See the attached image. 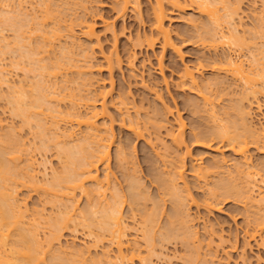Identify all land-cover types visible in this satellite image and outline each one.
<instances>
[{
    "label": "rangeland",
    "instance_id": "1",
    "mask_svg": "<svg viewBox=\"0 0 264 264\" xmlns=\"http://www.w3.org/2000/svg\"><path fill=\"white\" fill-rule=\"evenodd\" d=\"M20 1L22 0H19V2ZM19 2L16 0L13 3L12 1L10 2V4L12 5L14 4L13 6L10 5V7H8L7 4H5L6 7L5 5H3V8H6L5 10L12 9L13 11L12 14L17 16L18 12L20 11L17 9H20L19 5L22 4L23 6L22 8L24 9L27 8V10L23 9L24 10L23 12H25L26 14L25 17H27L28 20L33 19L31 16H29L30 14L36 16L40 12L37 15L38 18H40V20L42 21H45L43 20L42 15H44L45 10L43 9H45L44 5L46 4L44 3L43 5L42 0L41 1L40 0H24L20 3ZM40 2L42 4H40ZM46 2L49 6L50 5L53 6V7L50 6V9L52 11L55 10L56 12H58L57 10H61L59 11L60 13H58V16L62 17L63 20L62 19L60 20V18H58L57 15H56L57 17L51 16L52 18L47 19V22L45 24L44 22H41L39 20L41 24L43 23L44 25V31H46L45 28L47 30H50L51 28L53 29L56 28L54 26L57 24H54V21L58 22L60 20L59 22H61V25L64 26V27L61 26L63 34L61 33L62 39L59 37L61 40L60 39L59 41L56 40V42L54 43L55 47H52V50L53 49L54 50L52 51L51 49H49V51L50 50L52 51L49 53L50 55L47 53L46 55L45 53L43 54L41 53L42 54L41 55L39 53L40 55L36 57L37 58L40 57V59L42 58L43 60L42 56L43 55L46 56L45 57L46 60H43V61L51 65L53 63L52 61H54V63L58 61V57L56 58L55 55H59L60 57L59 59H61V57L64 55L63 53H61L62 51L60 50L63 49V52L68 51L67 48L69 45L67 44H70L71 46V47L69 46L70 47L68 48L69 50L72 48V46L75 47V50L74 48L72 49L74 50L73 53L71 54L72 57L74 56V53L77 55V50L79 54L78 56L75 55L76 57L75 56L73 57L74 59L73 62L79 64L78 67L73 66L74 67L73 68L69 66L71 70L70 69L68 70L69 67H67V69L66 68L63 69V71H61L63 73L60 72L61 74L59 73L60 75L59 76L57 75L58 77H55L57 80L54 78V76L51 75L50 77H53V78L48 79V82L52 84L54 82L53 79H55V82L57 81L60 86L61 84L63 85V82H65L63 86H67L68 87L67 89L69 91L67 90L66 92H64L65 91L64 90L63 92H61L62 94H60V97H63L61 95L66 93L67 94L66 97L71 98L74 101L78 100L77 102L79 106L77 109H79V111H81L83 114L84 112L89 113L92 110H94L95 108L94 105H96L97 108L95 109H97V111L99 110V112L100 111L102 112L104 103L106 104L104 105L107 107V112H108L107 115L106 116L102 115L100 118H98V124L101 126V130L99 132L101 133L102 136H104L103 142L104 143L107 142L106 143L108 146L107 149L110 152L111 156H110L109 162H107L108 165L107 164H105L106 166L104 164L100 165L99 175H100L101 181L103 180L107 181L106 176L109 175L110 185H109V189L107 192V196H108L107 199L111 200L110 195L114 192V190L116 191V189L118 192L120 191L119 193L121 194V199L126 197V200L124 199L125 202L122 201V205H120L121 206L120 210L122 212L119 210L120 215L122 214L121 217L123 218L122 221L124 222V225L126 226L125 228H127L126 233H127L128 238L126 237L125 241L127 240L131 241L130 246L132 250L134 249L133 247H135L134 246L135 243L138 242L139 243L138 245L141 249L140 250L141 254L139 256L143 257L141 259L135 258V260H133L134 262H129V264H144L142 263L144 261H145V264L146 263L147 264H187L189 262V257L192 258L193 254L194 256L196 254L195 259H197L195 260L194 257L192 258L194 259L195 264L197 263L201 264L202 262L204 264L206 263L208 264H264V243L262 241V239L264 238L263 237L264 229L263 231L259 230V233L255 236L256 238L253 237L250 240L247 234V232L249 233V231L252 232L254 230V226L256 224L254 223L255 222L254 220L257 221V219L259 218V217L257 218V216H254V215H258V212L256 210L257 208L255 209V207H257L256 204L252 202L249 204L250 201L248 202L247 200L246 202V199L243 201L242 200L236 201L234 198L228 199V198L221 197L222 200H220L221 198L219 195H218L219 197L215 196L216 199L215 197L211 198V195H213L211 194L212 193L211 190L215 189L216 185L219 184V182H222L224 180L226 182L227 181L226 178L231 179V176L233 174L236 175V182L239 180V176L236 174L237 172L236 167H240V166L244 168L246 171H252L253 173H258L256 175V179L258 181L257 184L259 186L261 185L260 186L261 189H258V186L255 187L253 197H254V201H256L255 197L260 198L258 197L260 196L259 190H262V189L264 190V182H263L264 180V149H263L264 137H261V139L263 140L259 139L260 141L259 140L255 141V138L251 137V135H247L246 137V134L248 132L245 131L246 132L245 139H247V141L250 142L249 149H248L249 151L247 152L249 161L247 162H245L244 159H241L240 156H237L231 149H229V146L227 147L228 143L225 141L223 142L222 140L216 139V138H214V140L212 139L213 141H211L212 137H209L210 138V140H208L209 142L205 140L207 142L201 144V143L196 142L195 140L196 139L195 137H201L202 135L203 137L209 136V133L211 135L212 133H214L212 132V130L217 131L216 126L218 123L217 122L215 123L212 119V115H211V113H213V111L211 110L212 108L215 109L214 110L215 112L217 111V114L219 113L220 115L219 119H221V121H218V122H221L222 124H225V122H229L226 120H230L232 117H234L232 118V120L239 119L236 114L237 112L235 113L234 107H237L238 105L240 106L241 104L240 100L243 99L245 97L244 95L247 93L246 92L247 85L244 84V81H240V79H236V77H233L231 73L230 74L227 73L226 69L225 71H221L220 69L218 70V68L223 67V70H224V67L227 68L226 67L227 57L228 58L229 56H232L234 58L239 57V56H236V54L240 52L239 54L241 56L239 58L245 61L244 65L246 66V69H248L250 63L253 60V56L257 53L256 50L258 49L261 50L262 48H264V0H231L230 2L235 5L237 3L240 5V7L238 6L240 8V10L238 11L239 14H236L238 16L235 18V20L237 24L241 26L240 28H241L242 34L240 35L245 40V43L242 45V48H239V47L237 48L234 45L228 47V45H225V44L223 45V42L222 44L219 42L217 43L216 41L218 38H215V41L212 39L211 40L208 39L210 41L208 42L204 41L205 42L204 43L201 40L200 36L202 35L200 34L203 33V31H206V29L204 28L205 26H202V25H207L209 21L207 22L208 18L202 15L198 11V9H196L195 7H194L195 9L189 8V9H186L185 12L183 11L176 12L173 15H171L172 22H168V23H170L169 26H170V29L172 30V37H173L174 42L179 48H181L182 57L179 54H177V52L171 49L164 50L161 44L159 43H157L153 48H150V47L147 48V46L136 48L133 46L134 44L131 38L133 37L134 39L136 37L135 35L138 34V32H140V34L142 35L144 33L147 34L148 32H150V28L152 25V22H151L152 12L150 9V4L147 3L146 0L142 1L140 13L131 9L130 11H128V13L124 17H120L115 11L114 9L115 0H51V2L50 0L49 1L46 0ZM57 6L60 9H58ZM219 6L222 7L221 4ZM28 13L29 15H27ZM220 13L223 14L224 11L221 10ZM139 14L141 16H139ZM28 16L31 18H28ZM17 17H18V20L20 19L21 21L24 20L20 18L22 17L21 15ZM55 19H57V21ZM81 20L87 21L89 23L95 22L97 35L99 37L100 42H97L96 39H89L83 35L82 32L84 28L80 26V24L77 22ZM191 20H193V24ZM195 20H196V23L198 22V24L196 25L197 26L199 25L198 26L199 28L197 27L195 28V25H194ZM24 21L27 22V20H24ZM75 22H77L78 24L77 26H75ZM105 22L106 23L109 22V24L113 25L115 30L118 32L117 35L119 39L117 41L118 43H116L117 45L115 44V40L113 38L114 37L113 32L106 27ZM71 23L73 24V27L75 26L74 27L75 33L73 34H70L65 29L66 26L67 28L70 27L72 25ZM223 25H225V21H222L221 26L223 27ZM35 27L34 29H36ZM28 28H26L27 30L25 29L24 30L25 32L28 31L30 35H27V36H29V38L31 36V38L29 39L26 37L27 39L30 40V41L28 40L29 42L28 41L25 42V40H23L28 46V47L22 48L23 52L27 51L28 49L35 48L41 42V41L38 42V40L43 38L42 36V38L39 39L41 35L38 37L35 33L37 32L36 30L35 32L31 31L33 30L32 25L30 26V28H32L31 30L30 28L29 29ZM9 29L8 30L6 29L5 31V28H4V32L3 31L0 32V38L5 37V40H7L6 42L7 43L9 42V44L11 45V47L9 46L10 48L6 49L5 46L1 47L3 45L2 41H4V39L0 41V43H2L0 44V47L4 48V50L0 48L1 49L0 50V71L2 72V74H0V77L2 78L5 77L6 80L5 79L4 80L5 81L8 80L7 82L11 84L8 86L6 85V83L4 84L2 82L4 86L3 85H1L2 87L0 86V122L2 121L0 123L2 124L0 125V137L5 135L4 137L6 139L8 137L6 135L7 133L9 137L10 135H13L15 133V135L12 137L17 138V140L19 138L21 142L24 141L21 144H22V147L25 146L23 150L25 153L22 152V161L19 162L21 165L20 167L22 168L27 167L26 163L29 161L27 160V159H30L29 157L33 158V160L36 159L34 160L36 165L33 169L35 170L34 172H38L37 173L38 174L37 175L38 186L41 187L43 185L42 186L43 188L47 185L48 187H50L51 184L48 185V183H51L50 180H53L54 176L60 174L61 171L63 172V169H62V167L64 166L62 164L63 161L61 160L60 154L58 153L60 150V146H63L64 142L62 141L66 140V138L64 139L62 138L63 136L62 134L65 135V132H67L66 135L70 133L73 134V138L70 139L72 141L69 140L70 141L69 143L73 144V143H77L79 139H82L84 136H86L87 135L86 131L88 132L89 130L84 126L82 127L78 126V124L74 120L71 121L69 117H67L66 119V115H67L66 113L67 111L71 110L69 108H71L70 106H73V104L71 103L73 101H70V99H67L64 97L65 98L64 101H61L58 103L59 109L61 110V114H62V115L60 114L59 116L63 120L60 117L56 118L57 120L61 121V123L59 122L60 123L59 128H61V130L58 127H57L58 129L55 130L56 128L54 129L55 127L54 124H53L54 127H52V124L50 122H53V121H51L52 117L49 111H47L49 113V114L47 113V116L43 115L45 117L43 118V121L46 120L45 127L48 126L46 130H49L47 131L48 134L46 133L47 134L46 136H48L47 137L48 139L47 140L44 138L43 139L45 140L46 144L48 143L50 144L49 147H51L52 149L46 148L44 151L42 147H40V146H43L42 142L44 140L42 141L40 137H37L36 130H38V128H37V125H35L36 122L33 121L32 122L33 124L32 123L29 124L30 126L26 125L27 127L25 126V124H22L23 119L20 116L19 118L16 116V114H14L15 113L14 109H12V104H10V101H9L10 86L19 87L21 83H23L24 81H26L27 83L32 81L31 83H34L33 81H35L36 79V78H33L35 74H33V71H30L31 65L26 59H23V62H20V63L19 61L16 60L19 57L18 52L8 51L4 53V51L10 50L11 48L16 46L15 43H16L17 36H15L14 31H12L14 28H12V30H9ZM30 32H33L32 35ZM50 32L51 30L49 31V33ZM203 34H205V37L208 36L207 38L211 37L209 36L210 34L208 33H203ZM70 35H72L71 39L73 41L77 40L75 41L76 44L71 39H69ZM212 35L215 36L214 33H212ZM202 38L204 40V37ZM205 40L207 39L205 38ZM71 41L74 44H72ZM211 41L216 44H212ZM66 45L67 47H64ZM78 45H80V47ZM115 45L117 46V48L115 47ZM63 47L66 49H64ZM78 47L79 49H76ZM233 47L236 51L233 49ZM116 50L123 58V64H122L121 69L120 68L115 69L114 70L115 72H113V74L110 75L111 73L108 70H106L104 66L105 64L104 55L107 54L106 56H109L111 53H115ZM81 51H83L84 54L87 52L85 56H87L88 58L83 57ZM133 53H135L136 59L135 58L134 60L132 59L134 61L132 63L133 65L132 64L130 65L129 60H131V55ZM61 54L63 55L61 56ZM47 55H49V57H47ZM161 57H163L162 66H160L161 64L159 62ZM77 59H79L82 62L77 61ZM85 59H89L90 62L88 60L85 61ZM24 60L26 61L24 62ZM83 61H85L86 64L90 63L89 66L92 65L93 69L92 67H90L92 70L88 68V64L86 66L85 63L83 64ZM44 62L42 63L45 64ZM102 65L104 68H101V70L98 69L100 68V66L102 67ZM185 65L190 66L194 70H197L198 68L199 70L200 69L202 70L203 67H205L203 71L201 70L199 71L200 73L199 81L201 82L200 83L201 88L204 87V84L207 83V81L210 82V81L218 79L219 81L223 83V85L220 84L221 86L219 85V87L216 85H212L211 89L207 90L208 92L205 91L204 88H202L203 89L202 91L208 93L206 94L210 99V102L208 104L204 103L205 102L204 99L202 98L201 95H199L201 93H196L197 90L195 89H194L195 91L193 89L189 90L188 88L184 90L182 87L179 86V81H180L179 76L182 73V70L184 69ZM216 66L217 68H213ZM80 67H82L81 68L82 72L85 74H82L81 70L79 69ZM86 67L88 69H85ZM79 71H80V74H79ZM34 72L36 71L34 70ZM111 76L114 79V84H113L114 86L110 84ZM83 79L85 83L87 82V84L84 83L85 85H83ZM68 80L69 82H67ZM79 83L82 84L83 86L79 85ZM78 85L80 86V88ZM84 87L86 88V90ZM259 87L261 86L259 85ZM259 87L255 86L256 89H258L259 91H262L261 88ZM79 90L81 92L84 91L85 93L83 92V95L82 94L79 95L80 94ZM70 91L73 92L71 95H69ZM74 94H76L75 96L77 95L79 96L73 97ZM103 94L105 95L106 99L104 98ZM58 96L59 95H57V97ZM80 96L82 98H80ZM249 98L250 99L247 98V100L252 103L254 101L255 105L253 103L252 105L253 107L251 108L252 111L250 112V114H252V117L247 116L248 117L247 122H248V125H250V127H253L255 130L258 131V129L260 130L264 128V92H260V93L258 92L257 95L251 94ZM104 99L106 100V102H104L105 101ZM247 100L244 99L243 101L245 106H247L248 103H250ZM123 101L125 102L124 103L125 105L124 104L120 105L119 103L121 102L123 103ZM197 102L199 104H197ZM46 105H49V103H46ZM194 105H198V106L200 105L199 109L196 108ZM258 106L259 107L261 106V108L259 109ZM156 115L160 117L157 118ZM153 116H156V117H153ZM179 116H181L182 120H184L185 125H186L185 126L186 144L181 149L177 148V146L174 145L170 137H168L167 135L168 128L176 131L177 128L179 127V124H178ZM47 117L48 118L51 117V118L48 119ZM149 117L152 119L156 118L157 123H159V120L161 119L159 123V124L162 123L161 126H164L165 122L167 123L164 127L159 129L157 125L154 127L151 122L148 123ZM47 120H49L50 122ZM131 122H133L132 124L137 123L135 125L136 126L138 125L137 126L138 128L134 126L135 128H133L132 130L131 128L129 129L128 126L130 127L129 124H131ZM11 131H13V133ZM58 132L61 137L59 138L60 140H62L60 141L62 142V145L61 144L56 145L55 137L58 136L56 135ZM135 132H137V134ZM141 132H142V135L140 137ZM196 135H199V136H196ZM157 137H160V138H158L157 140ZM160 139L162 141H160ZM67 141L65 142V144L68 143ZM119 149H123L124 154H126L127 156V157L125 156L126 158L129 157L128 159L124 160L125 162L123 161L124 163L122 162L123 166H122V163H117L118 159H117L116 154ZM187 152L190 154H187ZM23 155H25L26 158L23 157ZM178 156L180 158L182 157L183 161L181 159L179 160ZM119 164L121 165L118 166ZM177 166L178 167L184 166L182 170L180 169L181 167H179V169L183 172L182 173L183 177L178 174V172L180 171L179 170L177 171L178 169ZM199 166L200 167L205 166V168L208 166V168H212V170H214L213 169L214 167L215 168L217 167L214 170L216 174L215 173L211 174L212 172L211 173L209 172V174L207 175L208 179L207 178H203L204 180L200 179L196 175V172H198L196 170ZM123 167L124 168L126 167L127 169L126 168L124 169ZM172 170H175L176 172ZM171 172L172 174H170ZM173 172L177 174L173 175ZM161 173H163V176H162L163 178L160 177L162 175ZM172 175H173V178H172ZM234 175L232 177H234ZM130 176L131 178H129ZM169 177L170 179L172 178L173 180L174 178H177L174 180L175 182H173V183H177L175 184V187L176 185L179 184L178 185L179 187L177 186L178 188L176 189L178 190H180V188L184 190L186 189L185 191L181 189L178 192V193H181L180 195L181 198L182 196L183 198H186V201L184 202V204H182L181 206L182 209L180 211L181 213L184 211L183 213H185V216L181 215L182 217L179 220L181 219H190V220H186V221L183 220L184 222H187V225L183 224V221H181L180 223L179 222L176 223L179 226V228L180 226H183L181 227L183 230L181 234L184 232V228H186L187 226V228L185 229L186 234L185 233L184 234L188 236V238L184 237L182 234V238L184 237L182 239L180 236V239L182 240L177 241L175 238H174L175 240L174 239L172 240L171 238V241H170V237H167L164 239L165 241L166 239L167 240L169 239V242L164 241L162 243L161 240L163 241L164 239L163 238L161 239V236H165L163 235V233L164 234L166 233L165 230L167 228L164 226L165 225L168 226V222L170 218L168 216L172 217V214H173L172 208L174 209L175 207L174 203H175L176 197L175 196H172V198L169 197L171 196V194L168 192L167 188L165 187L166 185L163 186L164 185L163 182H162L163 185H160L159 183H161L162 181V180L160 181V179H164V178L169 179ZM178 177L181 178L182 180L181 179L179 180ZM183 178H184V182H182ZM129 179H131V181H129ZM242 179L244 180V177L243 178L241 177L239 180V183H237V184H240L239 185L240 187H241V184L243 185V183H245L244 182L245 180L243 181ZM132 180H135L136 182H138V184L141 187L140 190L144 191L145 193L144 194L145 197H147L148 199L150 198V200H147L148 202L146 201L147 203L146 202L144 203V200L146 199L140 200V202L142 201V203H140L141 204L140 206H144V207H140L138 205L139 209L141 208L140 210H138V206H132V204L129 203L131 202L130 201L131 189H129V187L131 184L130 182H132ZM241 180L243 181V183ZM185 182H186V185H188L187 187L189 189L186 186H185L186 188L184 187ZM214 184H215V187H214ZM86 187L93 188L94 183L92 184V182H90L86 184ZM42 188L34 189V187L33 188L19 187L20 191H19L18 197L20 200H23V199L26 200V204H27L26 207L28 209L27 215L29 217H32L33 214H35V212L37 211H40V212L43 211L41 212L44 214L45 221L43 222L45 224L44 223L43 224L46 227L42 225L45 228L43 227L41 229L42 231L40 230L41 232L39 236L40 239L42 238L41 240L43 242L44 239H47L48 235L50 234L48 232H50L49 230L51 229L50 228V222H52L51 220H53L54 222L55 220L56 221L59 220L60 219L59 217L62 216L60 214L64 213L62 210L65 211L64 208L66 205L65 206L63 205L64 207H62V204H65V201L67 202V205L68 204L70 205L72 203L70 200H69L70 203H68V199L66 198H63V199L58 198V201L56 202L57 204L55 203L54 206H52L48 200L52 199L54 196L51 197L52 195L50 193H46V192L43 193L42 190L44 189ZM188 191L190 194L188 193ZM184 192L185 193L187 192L189 196L187 195L185 197L186 194ZM44 194L46 195L50 194L51 196L49 195L46 196ZM76 194H77L76 195L77 202L75 203L78 204L77 206L78 208L75 211L77 212V214L75 213L76 215L75 216L73 215V219H75V222H73L72 224H70L71 222H69L70 229L68 228L65 231L64 237L62 238L61 242L55 244L51 252H54V253L57 252L58 254L57 250L59 249L60 251L65 247L64 250H66V252L69 253L68 255H70L71 251L69 249L72 250L73 247L75 249L76 247L77 249L85 248L86 245L87 246L93 245L95 241L100 239L99 238L100 236L98 237L97 236L98 234H96L99 232L100 228L99 230L97 229L98 227L94 229L92 228L95 232L98 231L95 233L92 230L93 231L92 233L90 230H88L89 228L84 227L83 226L84 224L82 225L81 223L82 222L81 219L83 215H85L82 213L86 211L85 209H87L86 207H88V203H89L88 202L89 199L87 198L88 196L85 195L84 193L82 194L80 191H77ZM95 198L96 196L94 197V200H96ZM157 203H159L160 206ZM252 204H253V207L255 206L254 210L256 211H254L253 209H250V208H253L251 206ZM154 205L155 206L158 205L157 207L159 208L162 207V211L161 209H156ZM117 206H119V204H117ZM131 207L134 209H132ZM142 208L143 209L150 208L148 209L149 212L151 209H153L154 211L160 210L159 211L160 214H158L159 216L157 215V212H155L156 215L158 216V221L160 222L156 220L158 227L155 226L156 229L154 228V231H155L154 232L155 233L154 245L150 248L146 246L147 243H146V240H144L145 239L143 237L144 233L141 229L143 226V224L141 225L142 223L141 221L143 217L140 216V214L142 211H144L142 210ZM261 211L263 212L261 213L259 210L260 212L259 215L263 216L264 210H261ZM151 212L153 211L151 210ZM161 212L163 213L162 216H161ZM55 216L56 217L59 216V217L56 218ZM252 216L256 217V219H254ZM49 217L50 218L54 217V218L49 220L50 219ZM183 217H186V218H183ZM46 222H49V223L47 224ZM181 223L182 225H180ZM47 226H48V229H47ZM191 229H192V232L195 231L197 233L196 234L195 232H193L195 233V238L190 237V234L188 235ZM103 232L102 231L101 233L99 232L100 235L103 234ZM105 233L106 231L104 232V234ZM189 237L191 239H189ZM109 238H110V233L109 235L105 234L104 239L102 238L101 242H97L98 244L96 243L97 245H99V248L96 247L97 249L95 248H94L95 250L92 249L91 250L92 253L88 255L92 256L93 259H96L97 257H99V255L103 253L102 251L110 250L109 254L114 258V256L117 255L116 244L114 243L115 246H113L114 244H112L111 238H110V242L108 241ZM176 238L179 239L178 237ZM187 239H189V242ZM193 239H194L195 244H193L192 242ZM247 241L249 242L247 243ZM188 243H190L192 246H189ZM126 244L128 245L129 243L126 242ZM193 247H196L198 249V252L194 251L196 250V248H193ZM189 248H191L192 251H190ZM54 249L56 252L54 251ZM150 249L151 250L155 249V250L153 252ZM73 252L74 251H72V253ZM128 252L131 253L132 251L131 252L128 251ZM191 252H194V253H191ZM51 254L53 253H50V255ZM137 254L139 253L137 252ZM73 255L74 254H72L71 256L73 257ZM88 255H87L88 260H86L88 261V263L87 262L86 263L87 264H90V262L93 263L91 260L92 258ZM187 255L188 257H186ZM65 257L67 256L65 255ZM144 258H146L147 260H143ZM86 263H81V264H86Z\"/></svg>",
    "mask_w": 264,
    "mask_h": 264
},
{
    "label": "bare ground",
    "instance_id": "2",
    "mask_svg": "<svg viewBox=\"0 0 264 264\" xmlns=\"http://www.w3.org/2000/svg\"><path fill=\"white\" fill-rule=\"evenodd\" d=\"M12 1L14 3L16 0H0V28H1L0 32L1 31L4 32V28H5V31H6V29L8 30L9 28H11L9 30H12V28H14L12 31H14L15 36H17L16 37V43H15L16 46L11 48L10 50L4 51V53H6L8 51L18 52L20 59L18 57V59H16V60L19 61V63H20V62H23V59H26L29 62V64L31 65V70H30V68H29V70L33 71V74H35V76L33 78H36L35 81H33L34 83H31L32 81H30L28 83L26 81H24L23 83H21V85L19 87L10 86V93H9L10 99H9V101H10V104H12V109H14V112H15L14 114H16L17 117L20 116L23 119L22 124H25V126L26 125L30 126L29 124H31L33 121H35L36 122L35 125H37V128H38V130H36L37 137H40V139H42V141L44 139L47 140L48 136H46V135L48 134L47 131H49V130H46L48 126L45 127V125H46L45 121L46 120L44 119L45 121H43V118H45L44 116H47V113H48L47 111H49V113H51L50 115L53 119V120L51 119V121H53V122H50L49 120H47V121H49L52 124V127H54L53 126V124H54L55 125L54 129L56 128L55 130H57L59 128V124L61 123V121L56 119V118L60 117L59 115L61 114V110L59 109L58 103L61 101H64V99L67 98V99H70V101H73V102H71L73 104V106H70L71 108H69V109H71V110L67 111L66 119H67V117H69L70 120L71 121L74 120L78 124V126H81V127L84 126L89 131L88 132L86 131L87 135L84 136L82 139H79L80 141L78 140L77 143H73V144L69 143L70 141H72L70 139L73 138V134L70 133V134L66 135L67 132H65V135L62 134L63 135L62 138L63 139L66 138V140H64V141L60 140V138H61L59 135L60 131L56 134V135H58L55 137L56 145H60V144L62 145V142H64L63 146H60V150L58 152L60 154L61 160L63 161L62 164L64 166L63 165H62L63 167L61 166L63 169V172L62 171H61V173L59 172L60 174L55 175L53 180H50L51 183H48V185L51 184L50 187H48L46 185L43 188H42L43 185L41 187L38 186V177H37L38 172H34L35 170L33 169L36 165L35 161H34L36 159L33 160V158L29 157L30 159H27L29 161L28 162L26 161L27 167L26 168L20 167L21 165L19 162L22 161V152H24L23 150L25 147V146L22 147L21 143H23L24 141L21 142L19 140V138L17 140V138L12 137L15 135V133L13 135H10V137L7 133L6 135L9 138L6 136L7 137L6 139L4 137L5 135L0 137L1 138L0 139V264H81V263H86V262L88 263V261H86V260H88L87 255L92 253V251H91L92 249H94V248L97 249L96 247L99 248V245H97L98 244L97 242H101L102 238L104 239L105 234L109 235V233H110V238L112 240V244H114V243L116 244L117 255H115L113 258L109 254L110 250L102 251L103 255L102 254L99 255V257H97L96 259H93L92 256L88 255L92 258L91 260L93 262V263L90 262V264H129V262H134L133 260H135V258H139V259L143 258V257L139 256L141 254L140 253L141 249L138 245L139 244L138 242H136L135 245L133 244L135 247H133L134 249L132 250L131 246H130L131 241H129V240L125 241V238L127 237V233H126L127 228H125L126 226L124 225V222L122 221V219H123L121 217L122 214L120 215V211H121L120 205H122V201H124V199L126 200V197L121 199V194L119 193L120 191L118 192L116 189L117 192L114 190L115 193L113 192L110 195L111 200L107 199L108 198L107 192H108L109 185H110L109 175L106 176L107 181L106 180H103V181L100 180V175H99L100 165L101 164H104V165L107 164L108 165L107 162H109L110 156H111L110 152L107 149L108 148V146L106 144L107 142H105V143L103 142L104 136H102L101 133L99 132L101 130V126L98 124V118H100L102 115L106 116L108 113L107 107L105 106L106 104L105 103H104L105 105L103 104L102 112L101 111L99 112V110L97 111V109H95L97 107H96V105L93 104L94 102L92 101L93 102L92 104L95 107L94 110H92V111L90 110L91 112H89V113L84 112V114H83L81 111H79V109H77L79 106V104L77 102L78 100L74 101L73 99L66 97L67 96L66 93L61 95L63 97H60V94H62L61 92H63L64 90H65L64 92H66L68 90L67 89L68 87L63 86L65 82H63V85L61 84V86H60L57 81L55 82V79H56L55 77H58L61 73H63L61 71H63V69H65V68L67 69V67H69V66L70 67H73V66L78 67L79 64L73 62L74 61L73 57L76 54L74 53V56L73 57L71 56V54L75 50V47L72 46V48L69 50L68 48H70L71 46H70V44H67L70 46V47L68 46L67 52H63V49L62 50L59 49L60 51H62L61 53H63L64 55L61 54V56L63 55L61 57V59H59L60 58L59 55H55L56 58L58 57V61H56L55 63H54V61H52L53 63L51 62L52 63L51 65H49V64H47V62L45 63L43 61V60H46V58H45L46 56H44V55L42 56L43 60H42V58L40 59V57L39 58L36 57V56L40 55L41 53L42 54L45 53V55H46V53L49 54L50 52H52L54 50V49L52 50V47H55L54 43L56 42V40L59 41V39L62 37V35H61L62 27H64V26H62L61 22H59L62 19V17L58 16V13H60L59 11H61V10H57L58 12H56L55 10L52 11L50 9V6L51 7H53V6L52 5L49 6L47 4L46 0H42L43 5H44V3L46 4V5H44L45 9H43V10H45L44 15H42L43 20H45V21H42V20H40V18H38L37 15L40 12L36 16L31 15V14L29 15V13H28L27 15H29L33 18V19L28 20L27 17H25L26 16L25 12H23L24 10H27V8L24 9V8H22L23 7L22 4H20V5L18 4L20 9H17V10H20V11L18 12L17 16L21 15L22 17H20V18L27 20V22H26L24 20L21 21L20 18H19L20 20H18V17L16 15L12 14L13 13L12 9L11 10H5L6 8H3V5H5V4H7V6L10 7V5H12V4H10V2H12ZM17 1L19 2V0H17ZM22 1H24V0H22ZM22 1H20V2H22ZM142 1H144V0H115L114 9L120 17H124L128 13V11H130L131 9L140 13ZM146 1H147V3L150 4V9L152 12L151 13L152 14V19H151L152 25L150 28V32H148L149 34L144 33L142 35V34H140V32H138V34L135 35L136 37L134 39H133V37L132 38L130 37L132 39L133 44H134L133 46L136 48L137 47H143V46H147V48H149V47L153 48L157 43H159V44H161V46L164 50L171 49V50L177 52V54H179L182 57L181 48H179L176 45V43L174 42L173 37H172V30L170 29V26H169L170 23H168V22H172V19H171L172 16L171 15H173L174 13L182 12V11L185 12L186 9H189V8L193 9L194 7L196 9H198V11L202 15H204L208 18L207 22L209 21L208 24L205 22L207 25H202V26H205L204 28L206 29V31H203V33H208V34H210L209 36H211V37L207 38L208 37L207 35H206L207 37H205V34L201 33L200 35H202V36H200V37H201V40L203 42L204 41L208 42L211 39L215 41V38H218L216 41L217 43L219 42L222 44V42H223V45L224 44L228 45V47L234 45L237 48L238 47L242 48V45L245 43L244 38H242V36L240 35V34H242V31L240 28L241 26L239 24H237V22L235 20V18L238 16L236 14H239L238 11L240 10V8H239L240 5L238 3L236 5L233 3H230L231 0H146ZM50 2H51V0H50ZM40 4H42V3L40 2ZM220 4L222 5V7L219 6ZM232 4H233V6H232ZM5 7H6V5H5ZM57 8H58V6H57ZM58 9H60V8H58ZM221 10L224 11L223 14L220 13ZM70 11H71V9H70ZM26 13H27V11H26ZM70 14H71V12H70ZM56 15L58 16V18H60V20L58 19L59 20L58 22L54 21V24H57L58 26L53 25L56 28H54V29L51 28L50 33H49L50 30H47L46 28H45L46 31H44V25H43V23L41 24V22H44V24H45L47 22V19H50ZM29 16H28V18H31ZM139 16H141V15L139 14ZM55 20L57 21V19H55ZM191 21L193 24V20H191ZM222 21H225V25L226 24L227 25L226 26L223 25V27H222L221 26ZM77 22L80 24V26H82L84 28L82 33L85 37H87L89 39H96L97 42H100L99 37L97 35L95 22L89 23V22L83 21V20L77 21ZM77 22H75V26L78 25ZM194 22H195V24H194L195 28L196 27L199 28L198 27L199 25L198 26L196 25V24H198V22L196 23V20ZM29 24H31L33 26V30H31L32 28H30L31 25H29ZM28 27L33 32H35V30H36L37 32H35V33L38 37L41 35L39 37V39L42 38V36H43V38L38 40V42L39 41H41V42L35 48L28 49L27 51L23 52L22 48L28 47L25 42H27L31 38V36H30V38H29V36H27V35H30L28 33V31L25 32V30H27L26 28H28ZM34 27L36 29H34ZM74 27L72 24L68 28L66 26L65 29L70 34H73V33H75ZM106 27L113 32V34H114L113 38L115 40V44L118 43L117 42L119 39V37L117 35L118 32L115 30L114 26L109 24V22H108V23H106ZM33 32H30L31 35ZM122 32H124V31H122ZM38 33H39V35H38ZM212 33H214L215 36H213ZM71 36L72 35H70L69 39H71ZM26 37L29 39H27ZM202 37H204V40ZM205 38L207 40H205ZM2 39H4V41H2L3 45L1 47L5 46L6 49L10 48L11 45L9 44V42L8 43L6 42L7 40H5V37H3V38L1 37L0 41ZM208 39H210V40H208ZM23 40H25V42ZM219 40H221V41H219ZM75 41H77V40H75ZM75 41H73V42H75ZM129 41H130V39H129ZM73 42H72V44H74ZM2 43H0V44H2ZM75 44H76V42H75ZM212 44H216V43L212 42ZM67 45L64 47H67ZM116 45H115V47L117 48ZM78 46L80 47V45H78ZM79 47L76 49H79ZM73 48H74V50H72ZM1 49L4 50V48H1ZM49 49H51L52 51L51 50L49 51ZM64 49H66V48H64ZM233 49H234V47H233ZM80 50H81V48H80ZM64 51H66V50H64ZM83 51H81L82 56L86 58L87 56H85V54L87 52L84 54ZM114 51H112V52H114ZM256 51H257V53L253 56V60L250 63L248 69H246V66L244 65L245 61H243L239 58L241 56L239 54L240 52L238 54H236V56H239V57H236L239 60L232 57V56H229V58L227 57V64H226L227 68L224 67V70H223V67H219V65H218V67H219L218 70L220 69L221 71H225V69H226L227 73H229V74L231 73V75L233 77H236V79H240V81H244V84L247 85V89H246L247 93L244 95L245 97L243 99L240 98L241 99L240 100L241 101L240 106L238 105L237 107H234L235 113L237 112L236 114H237V117L239 118L238 119L239 121L237 119L232 120V118H234V117H232L231 119L229 118L230 120H226L229 122H225V124H222L221 122H218V121H221V119H219V117H220L219 113L217 114V111L215 112L214 111L215 109L212 108L211 110L213 111V113H211L212 111L210 113L212 115L213 121L215 123L216 122L218 123L216 126L217 129L214 128L217 131L212 130V132H214V133L211 132L212 136L209 133V136L203 137V135H202L201 137H195L196 142L201 143V144L206 143L208 140H210L209 137H212L211 141H213L214 138L220 139L223 142L225 141L228 143L227 147L229 146V149H231L237 156H240L241 159H244L245 162L249 161V157L247 156V152L249 151L248 149H249V143L250 142L247 141V139H245L247 137V135H251V137L255 138V141H258L259 139L263 140V139H261V137H264V128H262L260 130L258 129V131H257L253 127H250V125H248V122H247L248 121L247 116L252 117V114H250V112L252 111L251 108L253 107L252 105L254 103V101H253V103L248 101L247 98L250 99L249 97L251 94L257 95L258 92L259 93L264 92V86H263L264 85V48H262L261 50L258 49ZM49 55H47V57H49ZM78 55L79 54H78V50H77L76 56H78ZM87 55H89V54H87ZM106 55L107 54L104 55V61H105L104 66H105V69L111 73L110 75H112L113 72H115L114 71L115 69H117V68L121 69L122 64H123V58L117 52V50L115 53H111L109 56H106ZM135 56H136L135 53H133L131 55V60H129L130 65L134 62L133 60H134ZM162 59H163V57H161V59L159 61L161 64L160 66H162V63H163ZM26 60H24V62ZM86 60L89 61V59H85V61ZM77 61L82 62L79 59H77ZM85 61H83V64L85 63ZM42 62H44L45 64H43ZM87 64H86V66H87ZM89 64H88V68L92 67V69H93V66L92 65L89 66ZM65 65H67V66H65ZM70 67L68 68V70L69 69L71 70ZM81 68L82 67H80L79 69L82 72ZM88 68L86 67L85 69H88ZM101 68H104L103 65H102V67L100 66V68H98V69L101 70ZM213 68H217V66L213 67ZM83 69H84V67H83ZM203 69H205V67H203ZM203 69L202 70L200 69V70L203 71ZM34 70L36 72H34ZM200 70H199V68L197 70H194L190 66L185 65L184 69L182 70V73L179 76V80H180L179 86L182 87L184 90L187 88L189 90L190 89L197 90L196 93H201L199 95H201L202 98L204 99V101H205L204 103L208 104L210 102L209 97L206 95L208 93L202 91L203 90L202 88H204V90L207 91V90L211 89L212 85H216L219 87V85L220 84L223 85V83L221 81H219L218 79L210 81V82L207 81V83H205V81H204V83H205L204 87L201 88V86H200L201 82L199 81V74H200L199 71ZM0 74H2L1 71H0ZM79 74H80V71H79ZM82 74H85V73L82 72ZM51 75L54 76V78H55V79H53L54 80L53 83L51 81L52 84H50V82H48V79L53 78V77H50ZM46 77H47V79H46ZM4 79H5V77H3V78L0 77V81L2 80L0 83V86L1 85L4 86L5 83L8 86L11 85V84H9V82H7L8 80L5 81L6 79L5 80ZM27 81H29V80H27ZM67 82H69V80ZM110 82H111L110 84H112V85L114 84V79L112 76H111ZM84 83H85V81L83 79V85L87 84V82L85 84ZM79 85L83 86L80 83H79ZM259 85L261 87H259ZM255 86L261 88L262 91H259L258 89H256ZM262 87H263V89H262ZM79 88H80V86H79ZM85 90H86V88H85ZM79 92H80L79 95H81V94L83 95L84 91L81 92L79 90ZM72 93L73 92L70 91L69 95H71ZM249 93H250V95H249ZM57 95H59V96L57 97ZM75 95L76 94H74L73 97L79 96V95H77V96H75ZM103 96L105 98L104 94H103ZM241 96H243V95H241ZM80 98H82V97L80 96ZM244 99L247 100L248 102H250L247 105L248 107L244 105V102H243ZM89 101H91V100H89ZM45 102L49 103V105H46ZM76 102H77V104H76ZM104 102H106V100ZM54 103H56V104H54ZM121 103H119V104L123 105L125 102L123 101V103L122 104ZM197 104H199V103L197 102ZM242 104L244 107L242 106ZM76 105H77V107H76ZM254 105H255V103H254ZM194 106L199 109L200 105L199 106L194 105ZM245 107H247V108H245ZM125 108H126V106H125ZM258 108L260 109L261 106L260 107L258 106ZM232 110H233V108H232ZM217 115H219V116H217ZM156 116H153V117H156ZM51 117H49V118H51ZM158 117H160V116H157V118ZM160 120H159V123H160ZM178 120H179L178 121L179 127L177 128V130L175 131V130L168 128L167 135H168V137H170V139L174 143V145L177 146V148L181 149L186 144V141H185V126L186 125H185L184 120H182L181 116H179ZM154 121L155 122L157 121L156 118L155 119L154 118L152 119L150 117L148 118V123L151 122L154 127L157 125V127L159 129L164 127L167 123V122H165V125L161 126L162 123L159 124L157 122L155 123ZM133 122H131V124H129L130 127L128 126V128L129 129L131 128V130L138 126V125L137 126L135 125L137 123L132 124ZM71 123H73V122H71ZM250 123H252V122H250ZM51 124H50V126H51ZM0 125H2V124H0ZM159 125H160V127H159ZM214 125H216V124H214ZM166 128H167V126H166ZM59 129L61 130V128H59ZM240 129H242L243 131ZM245 131L249 133V134L248 133L246 134V137H245V133H246ZM254 131H256V132H254ZM11 132L13 133V131H11ZM135 133L137 134V132H135ZM243 133H244V135H243ZM141 135H142V132L140 134V137H141ZM196 136H199V135H196ZM3 137H4V139H3ZM15 137H17V136H15ZM158 138H160V137H157V140H158ZM67 139H68V141H67ZM205 140H207V141H205ZM60 141H62V142H60ZM66 141L68 143L65 144ZM160 141H162V140L160 139ZM47 142H49V141H47ZM75 142H76V140H75ZM43 143L46 144L45 140L42 142L43 146H40V147H42V149L44 151L46 148L52 149L51 147H49L50 146L49 143L46 145H44ZM263 149H264V146H263ZM40 150H41V148H40ZM187 154H190V153L187 152ZM116 156L118 159L117 163H122L125 159L129 158V157L126 158L127 156H126V154H124L123 149H119L117 151ZM23 157L26 158L25 155H23ZM169 158H167V159H169ZM180 159L182 160V157L181 158L179 157V160ZM123 163H122V166H123ZM120 165L121 164H119L118 166H120ZM179 167H181V166H179ZM179 167H178L177 171L179 170L180 172H178V174L180 176H182L183 172L181 170L184 166H182L180 168L181 170L179 169ZM198 168L196 170L198 172L195 171L196 175L198 178L203 179V178H207V175L209 174V172L210 173L212 172L211 174L215 173L214 170L217 167L216 168L214 167L213 168L214 170H212V168H208V166L206 168H205V166L200 167L199 170H198ZM236 168H237L236 174L239 176V180L241 177L242 178L244 177L245 181L243 179L242 180L245 183H243V181L241 180L243 185L241 184V187H240L239 186L240 184H237V183H239V180L236 182V175L233 174L234 177H232L233 176L232 175L231 179L228 178L229 180L226 178V180H227L226 182L224 179H223L224 181L219 182V184L216 185V188L211 190L212 191L211 194H213V195H211V194L210 195H211V198L212 197L214 198L215 196H217V197L220 196V198L221 197L228 198V199L234 198L236 201L237 200L243 201L246 199V202H247V200H248V202L250 201L249 204L251 202L256 204L257 207H255V206L254 207H255V209L257 208L256 210L258 212V215H254V216H257V218L258 217L259 218L257 219V221L256 220H254L255 222L253 221L254 223H256L254 226V230H253L254 232L253 231L252 232L249 231V233L247 232L248 238L250 240L251 238L255 237L259 233V230L263 231V229H264L263 228L264 227V215L263 216L259 215L260 212L261 213L263 212L261 210H264V190L263 189L259 190L260 196H258V197H260V198L255 197L256 201H254V197H253L254 194L253 193H254L255 187L258 186V189H261V187H260L261 185L259 186L257 184L258 181L256 179V175L258 173H253L252 171H246L241 166L236 167ZM175 169H176V167H175ZM172 171H175V170H172ZM175 172H173V175L177 174ZM161 174L162 175L160 177L163 178L162 177L163 173H161ZM170 174H172V172ZM44 175H46V174H44ZM134 175H136V174H134ZM173 175H172V178H173ZM170 177H171V175H170ZM170 177H169V179L164 178L165 180L160 179V181L162 180L161 183L163 182L164 185H163V183L162 184L159 183L160 185H163V186L166 185L165 187L167 188L168 192L171 194V196H169V197H171V198H172V196L176 197L175 203L173 202L175 207H174V209L172 208V210H173V212H172L173 214L171 213L172 217L168 216V217H170L169 222H168V226L165 225L164 227H167V228H166V230L163 229V230H165L166 233L164 234L163 232H161L166 237L161 236V239L170 237V241H171V238H172V240L175 238L177 241H179V240H182L184 237L188 238V236L185 235L186 234L185 229L187 228V226H186V228H184V232L182 233L184 237L182 238L181 232L183 230L181 227H183V226H180V228H179V226L176 223L177 222L180 223L183 220L186 221V220H190V219L179 220L183 215L185 216V213H183L184 211L182 210L183 211L182 213L180 211L182 209L181 208L182 204H184V202L186 201V198H183V196L181 198V196H180L181 193H178L182 189V188H180V190L176 189L179 187L178 186L179 184L176 185V187H175V184H177V183H173V182H175L174 180L177 178H174V180H173L172 178L170 179ZM129 178H131V176ZM167 179L170 181H168ZM180 179L181 178H179V180ZM129 181H131V179H129ZM90 182H92V184L94 183L93 188L86 187V184H88ZM182 182H184V178H183ZM263 182H264V180H263ZM130 183L131 184H130L129 189H131V191L130 190L129 191L131 193L130 194V201L131 202H129V203L132 204V206H138V205L140 206L141 205L140 203H142V201L140 202V200H142V199L143 200L146 199V200H144V203L147 200H150V198L148 199L147 197H145L144 191L140 190L141 187L138 184V182H136L135 180H132V182H130ZM173 186H174V188H173ZM185 186L186 187L188 186V185H186V182L184 184V187ZM19 187H23V188L24 187H29V188L34 187V189H36V188L44 189L45 191L42 190L43 193L44 192L50 193L52 196L50 194H47V195H49L51 197H53V196L55 197V198L53 197L52 199L48 200L52 206H54V204L58 201V198H60V199L66 198V199H68V203H70V201L72 203L70 205L69 204L67 205V202L65 200H64L65 204L61 203L62 207H64L65 205L66 206L64 208L65 211L62 210L64 213L60 214V215H62L61 217H59L60 216L59 214H58L59 216H57V217L55 216L56 218L59 217L60 218L59 220L56 221L54 219L55 220V222H54L53 220H51L54 217H51V218L49 217L50 218L49 220H51L53 223L48 220L50 222V228H51L49 230L50 232H48L50 234L48 235L47 239H44L43 242L41 240L42 238L41 239L39 238L40 232L42 231L41 229L45 226L44 225L45 223L43 222V221H45L44 220V214L41 213L43 211H41V212L37 211V212H35V214H33L32 217H29L27 215L28 209L26 207L27 206L26 200H24V199L20 200L18 197L19 191H20ZM214 187H215V184H214ZM164 188H163V190H164ZM37 190H39V189H37ZM182 190H184V189H182ZM77 191H80L82 194L84 193L85 195L88 196L87 198L89 199L88 207H86L87 209H85L86 210V211H84L85 213L84 212L82 213V214H85V215H83V217L81 219L82 222L80 220L82 225L84 224L83 226L86 228H89L88 230H90L92 233L94 231L93 229L97 228V227H98L97 228L98 230L100 228V230H99L100 233H101V231L102 232L106 231V233L104 234V232H103L104 235L101 234L102 235L101 236L98 231H96L98 233H96L94 231L96 234H98L97 235L98 237L100 236L99 237L100 239H98L100 241L97 240V241H95V243L93 242L94 244L91 243L93 245H89V246L86 245L85 248H81V249H77V247L74 245L76 247V249L74 247H73L74 249L72 248V250L69 249L71 251L70 255H68L69 253H67L66 250H64L65 247L63 249L61 248L62 250H60V251L58 249L57 250L58 254L55 251V249H54V251L56 253L51 252L54 245L61 242L62 238L64 237L65 231L69 228V225L72 224L73 222H75V219H73V215L75 216L77 214V212H75L76 209L78 208L77 207L78 204L75 203V202H77V200H76V195H77L76 192ZM140 191H142V192H140ZM188 193H189V191H188ZM146 194H148V193H146ZM185 194H186L185 195V197H186L188 194H187V192ZM44 195H46V194H44ZM95 196H96V198H95L96 200H94ZM148 197H149V195H148ZM215 199H216V197H215ZM220 200H222V198ZM120 201H121V203H120ZM218 202H219V200H218ZM117 204H119V206H117ZM157 204H159V203H157ZM160 204H161V202H160ZM160 204H159V206H160ZM139 206H138V210L141 209V208L139 209ZM157 206L154 205V207H156V209H161V211H162V207L159 208ZM251 206L253 207V204ZM55 207H56V205H55ZM140 207H144V206H140ZM254 207L250 208V209L254 210ZM93 208H95V209H93ZM132 209H134V208H132ZM145 209H146L147 213H146ZM145 209L142 208V210H144L145 213H144V211H142L144 214L142 212L140 214V216L143 217V219L141 221L142 222L141 225L143 224V226L141 229L144 233V236L143 235L142 236L145 238L144 240H146V243H147V244L146 243L145 244L147 247L150 248L154 245V239H155L154 228L156 229V227H158L157 221H158V216H159L158 214H160V212H159L160 210L154 211L153 209H151L153 212H151V210L149 212L148 209H150V208H148V209L145 208ZM256 210H254V211H256ZM259 210H260V212H259ZM133 211H135V210H133ZM155 212H157L158 216L156 215ZM162 214L163 213L161 212V216H162ZM76 218H77V216H76ZM183 218H186V217H183ZM253 218L256 219V217H253ZM184 221H183V224L187 225V222H184ZM49 222H46V223L48 224ZM69 222H71V223L69 224ZM158 222H160V221H158ZM42 225H44V226H42ZM180 225H182V223ZM48 226H47V229H48ZM193 232H195V231H193ZM193 232L191 229L189 231V233L188 232L187 233H188V235L190 234V237L195 238L196 232L195 233H193ZM180 236L182 239H180ZM176 237H178L179 239H177ZM190 237H189V239H191ZM110 238L108 240L109 242H110ZM189 239H187L188 242H189ZM94 240H96V239H94ZM164 241H165V239L163 241L161 240L162 243ZM262 241L264 243V238L262 239ZM126 242H128L129 244L127 245ZM165 242H169V239L168 240L166 239ZM183 242H185V241H183ZM192 242H193V244H195L194 239ZM248 242L249 241H247V243ZM190 243H188L189 246H192ZM115 244L113 246H115ZM156 246H157V244H156ZM60 247H61V245H60ZM82 247H84V246H82ZM149 248H148V250H149ZM193 248H196V247H193ZM189 249H190V251H192L191 248H189ZM127 250L130 252L132 251V252L129 253ZM154 250H151V251L154 252ZM72 251H74V252L72 253ZM194 251L198 252V249L196 248V250H194ZM49 252L53 253V254L50 255ZM137 252L139 254H137ZM65 253H67V254H65ZM191 253H194V252H191ZM64 254L67 257H65ZM72 254H74L75 256L73 255V257H72L71 256ZM199 255H200V253H199ZM68 256H70V257H68ZM186 257H188V255ZM193 257L195 259L196 254H195V256L193 254L192 258ZM192 258L189 257V262H188L189 264H195L194 263L195 261ZM186 259H188V258H186ZM89 260H90V258H89ZM143 260H147V259L144 258ZM195 260H197V259H195ZM142 263L145 264V261ZM186 263H187V261H186ZM197 264H199V263H197ZM206 264H208V263H206Z\"/></svg>",
    "mask_w": 264,
    "mask_h": 264
}]
</instances>
